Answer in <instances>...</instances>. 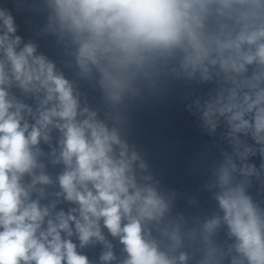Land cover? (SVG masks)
I'll use <instances>...</instances> for the list:
<instances>
[{
  "label": "clouds",
  "instance_id": "9594fccd",
  "mask_svg": "<svg viewBox=\"0 0 264 264\" xmlns=\"http://www.w3.org/2000/svg\"><path fill=\"white\" fill-rule=\"evenodd\" d=\"M0 264H264V0H0Z\"/></svg>",
  "mask_w": 264,
  "mask_h": 264
}]
</instances>
